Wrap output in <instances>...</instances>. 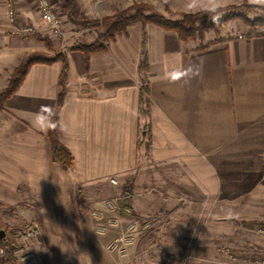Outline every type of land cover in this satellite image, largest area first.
<instances>
[{
    "label": "crops",
    "instance_id": "obj_1",
    "mask_svg": "<svg viewBox=\"0 0 264 264\" xmlns=\"http://www.w3.org/2000/svg\"><path fill=\"white\" fill-rule=\"evenodd\" d=\"M176 1L183 12L214 4ZM38 12L34 0H0V88L25 54L47 52L30 37L46 34L38 27ZM140 24L86 58L63 48L67 71L58 108L62 61L29 66L0 104V194L33 188V201L52 203L72 182L79 192L100 195L111 177L121 183L131 174L132 189L135 179L150 178L151 171L159 178L189 179V191L197 193L199 178L214 160L228 178L245 177L247 156L264 161V29L207 43L206 37L181 41L172 30ZM143 85L147 107L140 100ZM55 111L57 137L73 156L69 167L55 162L49 150ZM100 199H90L96 219L106 209Z\"/></svg>",
    "mask_w": 264,
    "mask_h": 264
},
{
    "label": "rangeland",
    "instance_id": "obj_2",
    "mask_svg": "<svg viewBox=\"0 0 264 264\" xmlns=\"http://www.w3.org/2000/svg\"><path fill=\"white\" fill-rule=\"evenodd\" d=\"M51 1L57 27L42 21L38 12V27L46 34L39 39L30 35L47 52L35 49L29 53L63 56L64 49L97 39L110 22L108 18L142 3L170 19L183 13L176 0H76L80 14L98 20L96 27L70 22L61 0ZM206 1L214 3L209 8L242 2L264 6V0ZM247 17L253 19L255 14ZM260 29L264 24L236 18L217 22L196 37L214 43L226 36L254 35ZM108 41L103 40L104 44ZM250 157L245 177H226L220 160L208 163L197 193L189 191L193 188L189 179L165 178L163 172L164 177L159 178L158 171H151L150 178L135 179L132 189L131 174L121 183L111 177L114 182L104 186L105 193L100 195L79 192L81 188L72 182L69 192L53 195L52 203L37 201L39 198L33 201V188L23 187L19 194H0V229L8 231L33 220L42 240L41 245L33 240L35 264H264V161ZM92 196L102 198L106 207L97 219L91 213ZM8 198H14L12 203Z\"/></svg>",
    "mask_w": 264,
    "mask_h": 264
},
{
    "label": "trees",
    "instance_id": "obj_3",
    "mask_svg": "<svg viewBox=\"0 0 264 264\" xmlns=\"http://www.w3.org/2000/svg\"><path fill=\"white\" fill-rule=\"evenodd\" d=\"M61 7L67 13V17L70 22L86 26H99V22L96 19H90L79 12L76 0H61ZM145 11H149L145 14ZM254 13L253 19H248L247 15ZM219 14L218 17H216ZM241 19L252 25L264 24V6L256 3L242 2L239 4L227 5L223 7H215L208 9H201L195 12H183L177 19H170L158 13L152 9V7L146 3L137 5L134 8H130L121 13L114 14L108 20L110 21L105 31L90 43H83L72 45L69 50L81 51L85 58L93 52L104 50L106 44L103 40H113L114 37L124 32L125 29L135 23H152L165 30H172L176 32L178 38L181 41H187L196 35L201 34L202 31L210 26H216L217 22H226L233 19ZM33 36L41 38L39 33L33 32ZM48 44V40L44 38ZM203 47L202 44L198 46ZM56 60L62 61V69L59 76V92L57 96L56 107L58 108L62 101L65 91L64 81L66 78L67 63L60 53L53 56L45 55L41 52H32L24 56L19 64L14 68L8 84L6 87L0 89V104L8 98L18 84L23 80L25 73L30 65L34 63H45L50 64ZM140 65L143 69L147 66L146 55L143 54ZM148 92L146 86H142L140 89V100L148 106V100L143 98V95ZM56 111L53 113L49 129L47 132V139L49 143V150L52 159L62 167H69L72 165L73 156L71 152L59 141L57 137V118ZM126 204V203H125ZM127 206V205H126ZM251 223H255L252 221ZM2 244V241H0ZM0 264H14L13 258L9 253L0 260Z\"/></svg>",
    "mask_w": 264,
    "mask_h": 264
},
{
    "label": "built area",
    "instance_id": "obj_4",
    "mask_svg": "<svg viewBox=\"0 0 264 264\" xmlns=\"http://www.w3.org/2000/svg\"><path fill=\"white\" fill-rule=\"evenodd\" d=\"M41 20L57 27L58 19L55 7L51 0H35ZM9 17H14V10L9 9ZM31 27H26L25 32H30ZM114 182V180H111ZM124 209H127L126 207ZM40 232L33 220L26 221L23 225L4 231L2 244H0V260L9 253L14 264H35L33 262V240L35 244L41 245ZM41 240V241H40Z\"/></svg>",
    "mask_w": 264,
    "mask_h": 264
},
{
    "label": "water",
    "instance_id": "obj_5",
    "mask_svg": "<svg viewBox=\"0 0 264 264\" xmlns=\"http://www.w3.org/2000/svg\"><path fill=\"white\" fill-rule=\"evenodd\" d=\"M3 237H4V230L0 229V239H3Z\"/></svg>",
    "mask_w": 264,
    "mask_h": 264
}]
</instances>
